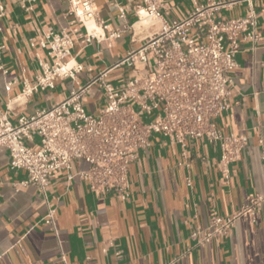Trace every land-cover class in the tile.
<instances>
[{
    "label": "crops",
    "instance_id": "1",
    "mask_svg": "<svg viewBox=\"0 0 264 264\" xmlns=\"http://www.w3.org/2000/svg\"><path fill=\"white\" fill-rule=\"evenodd\" d=\"M230 3L215 15L228 20L253 10L259 41L253 49L250 42H240L238 68L230 74V107L213 119L223 135L246 140L241 160L228 166V180L217 168V145L191 140L183 149L152 135L150 146L128 167L131 191L126 201L92 193L86 183L69 181L68 171L51 174L46 197L56 209L57 239L41 223L46 212L41 193L31 184L15 187L26 173L11 170L9 152L0 147V264H64L61 251L65 264H264V206L255 222L238 220L227 236L209 244L195 245L189 238L195 227L205 228L212 217L228 216L250 195L264 192V0H161L160 18L142 21L137 11L143 0H95L96 19L89 22L96 26V37L90 42L84 25L69 13L67 0H0V110L15 124L20 116L59 103L106 70L110 82L120 86L131 70L113 66L158 33L162 22L183 19L195 4ZM86 26L89 31L88 22ZM62 31L73 42L64 61L81 70L73 78L57 79L53 89L23 95L41 65L55 61L39 43ZM113 32L119 37L110 38ZM81 102L88 114H99L105 106L99 83ZM37 144L34 136L30 145ZM87 168L82 160L73 162L75 170Z\"/></svg>",
    "mask_w": 264,
    "mask_h": 264
},
{
    "label": "built area",
    "instance_id": "2",
    "mask_svg": "<svg viewBox=\"0 0 264 264\" xmlns=\"http://www.w3.org/2000/svg\"><path fill=\"white\" fill-rule=\"evenodd\" d=\"M67 1L69 13L84 25L86 41L90 42L96 32H89L86 24L96 19L95 0ZM160 2L143 0L138 19H159ZM230 5L195 4L183 19L162 22L158 33L128 51L113 66L131 70L120 86L110 82L106 70L85 86L71 90L59 103L30 117L20 116L15 124L0 110V147L9 152L10 169L26 173V179L15 187L31 184L39 190L46 203L41 223L49 226L57 239L56 209L49 206L46 197L51 174L68 171L69 181L86 183L92 193L112 194L126 201L131 191L128 167L140 150L150 146L152 135H160L183 149L191 140L217 145V168L228 180V166L241 160L246 140L243 136L223 135L213 119L230 107V74L238 68L240 42H250L253 49L259 41L253 10L228 20L215 15L217 9ZM109 37L118 38L119 33ZM39 44L49 49L55 61L41 65L35 83L23 87L25 96L53 89L57 79L73 78L81 70L80 65L69 66L64 61L73 46L66 31L50 33ZM95 83H99L105 98V106L97 116L88 114L81 102ZM5 89L9 91L10 83ZM34 136L38 144L30 145ZM181 155L186 158L184 150ZM76 160L86 162L88 168L73 169ZM183 164L188 166L187 162L178 165ZM263 206L264 192L250 195L230 215L214 216L205 228L195 227L189 238L195 245L209 244L227 236L238 220L255 222ZM59 259L65 264L62 251Z\"/></svg>",
    "mask_w": 264,
    "mask_h": 264
},
{
    "label": "bare ground",
    "instance_id": "3",
    "mask_svg": "<svg viewBox=\"0 0 264 264\" xmlns=\"http://www.w3.org/2000/svg\"><path fill=\"white\" fill-rule=\"evenodd\" d=\"M145 20V19H144ZM143 20V21H144ZM142 21V20H141ZM88 28H89V31L92 33L95 29H96V26L94 25V23L92 22H88Z\"/></svg>",
    "mask_w": 264,
    "mask_h": 264
}]
</instances>
